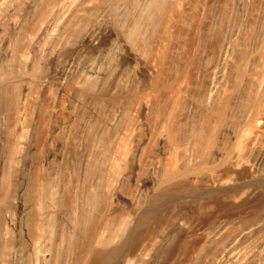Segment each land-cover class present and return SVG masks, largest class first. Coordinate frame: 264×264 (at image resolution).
<instances>
[{
	"label": "rangeland",
	"instance_id": "374dc122",
	"mask_svg": "<svg viewBox=\"0 0 264 264\" xmlns=\"http://www.w3.org/2000/svg\"><path fill=\"white\" fill-rule=\"evenodd\" d=\"M0 90V264H264V0H0Z\"/></svg>",
	"mask_w": 264,
	"mask_h": 264
},
{
	"label": "bare ground",
	"instance_id": "6f19581e",
	"mask_svg": "<svg viewBox=\"0 0 264 264\" xmlns=\"http://www.w3.org/2000/svg\"><path fill=\"white\" fill-rule=\"evenodd\" d=\"M0 91H1V90H0ZM0 93H1V92H0ZM148 211H149V210H148ZM148 214H149V213H148ZM143 215H145V214H143ZM144 219H145V218H144ZM142 220H143V219H142ZM94 221H95V220H94ZM94 221H92V222H94ZM97 222H98V221H97ZM97 222H96V223H97ZM143 222H144V221H143ZM145 222H146V221H145ZM140 223H141V222H140ZM93 225H95V224H93ZM87 226H88V225H87ZM87 226H86V227H87ZM96 226H97V225H96ZM83 227H85V226H83ZM86 227H85V229H86ZM95 228H96V227H95ZM91 229H93V227H92ZM91 229H90V230H91ZM87 230H89V229H87ZM82 231H83V230H82ZM90 233H91V231H90ZM95 233H96V232H95ZM91 234L93 235V233H91ZM91 234H90V235H91ZM84 235H85V234H84ZM88 237H89V236H88ZM82 240H83V239H82ZM93 241H94V240H93ZM90 243H93V242H90ZM81 244H82V243H81ZM84 245H85V244H83V246H84ZM91 245H92V244H91ZM91 245H90V246H91ZM90 246H89V247H90ZM119 246H120V245H119ZM86 247H87V246H86ZM89 247H88V248H89ZM91 247H92V246H91ZM91 247H90V248H91ZM90 248H89V249H90ZM117 248H118V247H117ZM81 249H82V248H81ZM83 249H84V248H83ZM91 250H92V248H91ZM85 252H86V251H85ZM119 253H120V252H119ZM109 254H110V252H109ZM114 254H115V253H114ZM117 254H118V253H117ZM99 255H100V254H99ZM101 256H102V254H101ZM107 256H108V255H106V257H107ZM119 256H120V255H119ZM99 257H100V256H99ZM106 257H104V259H105ZM109 257H111V256H109ZM100 258H102V257H100ZM114 258H115V257H114ZM96 259H98V258H96ZM109 259H111V258H109ZM118 259H119V258H118ZM112 264H113V262H112Z\"/></svg>",
	"mask_w": 264,
	"mask_h": 264
}]
</instances>
